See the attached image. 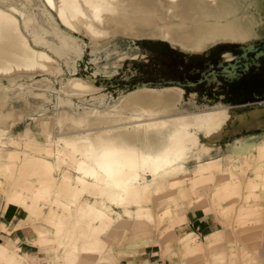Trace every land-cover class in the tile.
<instances>
[{
	"label": "bare ground",
	"instance_id": "1",
	"mask_svg": "<svg viewBox=\"0 0 264 264\" xmlns=\"http://www.w3.org/2000/svg\"><path fill=\"white\" fill-rule=\"evenodd\" d=\"M56 1L0 0V79L7 81L6 85L0 84V95L2 91L22 90L34 80L26 81L24 77L31 78L35 73L42 76L48 87L52 86L62 71L54 57H80L82 47L77 48L79 42L70 38L64 25L73 31L78 28L89 38L93 49L99 46L97 39L108 43L109 38L116 36H153L185 53H200L218 42H245L259 34V29L264 31V0H61L63 8V4ZM30 25L31 32H26ZM70 43L76 50L64 51ZM43 46L47 47L46 52L40 48ZM60 87L72 97L82 99L88 94L93 97L100 90L79 77L60 81ZM18 94L16 98L29 105L34 104L32 97H41V94L32 97ZM182 96L183 91L178 87L152 89L142 86L121 95L108 106V111L83 107L74 111L69 119L66 117L69 114L64 113L58 118L61 120L56 129L60 132L58 136L43 126L42 130H47L48 143L61 145L56 149L59 157L56 162L50 161L51 149L44 148V157L38 158L43 170L37 185L25 191L13 188L8 194L6 192L5 200L6 206L25 204L23 207L34 213L43 212V206H48L43 219L54 228L52 233L63 251L57 261L45 264H75L80 254L95 255L101 264L105 259L100 256L105 248L101 235L111 226L128 224L121 211L141 208L151 202L152 186L162 182L167 185L170 180L177 179L178 173L185 172L183 160L188 155L211 152L210 148H214L221 137L237 133L230 127L264 116V105L237 112L221 103L209 111L180 113ZM62 103L59 101V105ZM7 104L8 98L0 102V141L19 146L18 141L8 135L13 129L8 120L15 121H12L14 116L3 109ZM47 118L56 122L53 116ZM23 119L35 121L29 116ZM42 125L37 124L38 127ZM60 156L73 157L75 176L61 179L53 176L56 166L64 162ZM1 158H4L2 154ZM16 158L17 152L12 151L5 156V167H9V171H13ZM218 160L199 162L192 172V181L203 180L200 186L206 184L205 181L222 183L213 192L217 198L226 197L237 188L230 178L225 182L228 178L223 181L222 177L209 175ZM248 183L250 188L256 185L252 181ZM2 185L0 180V188ZM165 189L156 192L162 193ZM53 205L61 209V214L55 212ZM160 217L169 222L174 220L168 210ZM37 232L41 238L47 233ZM212 240L210 237L209 241ZM193 241H184L182 247L186 254L195 250ZM17 256L8 243H0V262L19 264L22 257ZM84 263L89 264L83 260Z\"/></svg>",
	"mask_w": 264,
	"mask_h": 264
},
{
	"label": "rangeland",
	"instance_id": "2",
	"mask_svg": "<svg viewBox=\"0 0 264 264\" xmlns=\"http://www.w3.org/2000/svg\"><path fill=\"white\" fill-rule=\"evenodd\" d=\"M57 1L63 4L61 0ZM58 22L62 24L59 19ZM64 29L70 38L77 39V48L81 45L82 52L76 59L64 55L54 57L62 71L53 85L48 87L42 76L35 73L31 78L24 77L26 81L34 80L22 90L2 91L0 95V102L6 98L9 102L3 109L14 116L12 121L15 123L8 120V125L13 126L8 135L19 144H2L0 141V154L4 156L0 159V180L3 181L0 188V225H3L0 226V243H8L16 255L23 258L19 264L57 261L63 251L52 233L54 228L44 222L48 206H43L40 213L30 212L24 208L25 204L6 206L5 195L16 187L25 191L37 185L43 170L38 158L44 157V148L51 149L48 159L56 162L59 157L56 149L61 145L49 144L46 132L51 129L58 136L60 132L56 129L61 123L58 118L64 113L69 114L66 116L69 119L74 111L83 107L107 110L121 95L142 86L182 89L180 113L209 111L219 103L237 112L264 105V31L261 29L245 42H218L200 53L182 52L170 42L153 36H116L109 38L108 43L97 39L99 46L93 49L89 38L78 28V32L66 25ZM26 30L31 32L32 26ZM29 42L37 50L32 41ZM250 47L257 50L247 52ZM40 48L45 52L48 50L46 46ZM70 48L76 50L71 43L63 50ZM71 77H79L100 90L93 97L89 94L84 99L72 97L60 87V81ZM6 83L0 79V84ZM19 92L24 93L23 97L33 94H41V97H32L34 104L29 105L16 98ZM61 100L63 103L59 105ZM26 116L35 121L26 122L23 119ZM52 116L56 122L47 118ZM39 122L46 125L38 127ZM43 126L47 130H42ZM230 128L237 133L221 137L216 146L210 148L211 152L188 155L183 160L185 172L178 173L177 179L170 180L167 185L162 182L152 186L150 191L154 197L151 202L123 213L120 210L128 224L111 226L101 235L105 240V248L100 254L105 259L101 264H264V148L261 149L264 146V116ZM9 151L17 152L13 171L5 167V156ZM37 153L42 155L37 157ZM60 158L64 162L56 166L53 176L57 179L75 176L73 157ZM210 159L219 160L209 175L222 177L223 181L228 178L225 182L230 178L232 183H229L237 186L232 194L217 198L213 192L222 183L205 181L206 184L200 186L203 180L192 181V172L199 162L203 164ZM249 181L256 185L248 187ZM163 188L166 189L160 193ZM54 206L55 212L61 214V209ZM167 210L173 216V222L161 220L160 215ZM202 217L204 226L201 221L198 231ZM37 230L47 233L41 238ZM210 237L214 239L211 242ZM189 239L196 243L195 250L186 254L182 246ZM88 256L80 254L75 264H83V260L98 264L95 255Z\"/></svg>",
	"mask_w": 264,
	"mask_h": 264
},
{
	"label": "crops",
	"instance_id": "3",
	"mask_svg": "<svg viewBox=\"0 0 264 264\" xmlns=\"http://www.w3.org/2000/svg\"><path fill=\"white\" fill-rule=\"evenodd\" d=\"M192 220H193V219H192ZM201 221H202V224H203V226H204V222H203V221H204V217H202L201 219H199L200 226L197 227V230H198V231H199V227H201ZM176 227H178V226H176ZM202 231H203V230H201V233H202Z\"/></svg>",
	"mask_w": 264,
	"mask_h": 264
},
{
	"label": "water",
	"instance_id": "4",
	"mask_svg": "<svg viewBox=\"0 0 264 264\" xmlns=\"http://www.w3.org/2000/svg\"><path fill=\"white\" fill-rule=\"evenodd\" d=\"M262 48H263V50H264V44H263V47H262ZM253 50H257V49H256V48H251V47H250V48H248L247 52H249V51H253ZM245 53H246V52H245ZM245 53H244V55H245ZM261 53H262V52H261ZM234 67H235V66H234Z\"/></svg>",
	"mask_w": 264,
	"mask_h": 264
}]
</instances>
